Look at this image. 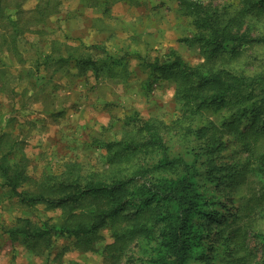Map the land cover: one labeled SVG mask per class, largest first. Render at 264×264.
I'll use <instances>...</instances> for the list:
<instances>
[{"label":"trees","instance_id":"trees-1","mask_svg":"<svg viewBox=\"0 0 264 264\" xmlns=\"http://www.w3.org/2000/svg\"><path fill=\"white\" fill-rule=\"evenodd\" d=\"M177 1L195 28L185 41L200 48L205 62L191 65L172 50L165 60L143 62L149 78L142 88L150 91L159 80L175 84L184 105L178 139L169 138V127L159 119L130 113L124 120L130 129L105 143L104 169L83 175L71 163L31 186L25 158L12 159L14 145L0 135V187L23 206L63 211L62 223L19 218L5 230L13 242L37 251L56 238H72L88 251L108 229V251L114 257L133 247L136 264H223L221 252L233 264H264V184L258 190L247 183L252 173L264 179V0H241L230 12L198 0ZM62 4L0 0V61L5 54L20 56V37L42 34ZM255 29L260 33L253 34ZM67 49L49 59L93 66L99 76L112 72L107 65L124 67L97 45ZM249 57L254 60L245 63ZM1 78L3 94L7 84ZM223 111L230 117L221 125L206 120L207 113ZM244 186L250 195L246 216L243 206L234 205Z\"/></svg>","mask_w":264,"mask_h":264},{"label":"rangeland","instance_id":"rangeland-1","mask_svg":"<svg viewBox=\"0 0 264 264\" xmlns=\"http://www.w3.org/2000/svg\"><path fill=\"white\" fill-rule=\"evenodd\" d=\"M198 1L226 12L242 5L241 0ZM40 29L42 34L29 32L20 37V56L5 54L0 61L1 79L7 84V91L0 94V135L6 134L14 145L12 159L25 158L31 186L47 175L61 173L71 163L79 164L83 175L104 169L109 157L105 143L118 140L130 129L124 123L130 113L159 119L169 127V138L178 139L184 105L176 97L175 84L159 80L150 91L142 88L149 78L143 62L157 57L165 60L172 50L191 65L205 62L200 48L185 41L193 37L195 28L177 0H63L62 11ZM259 33L255 29L253 34ZM82 45L100 46V54L115 55L124 67L107 65L112 72L99 76L93 66L49 59L52 53L66 55L59 48ZM253 60L249 57L245 63ZM224 117L230 113L209 112L206 120L221 125ZM230 151L235 148L231 146ZM257 176L250 174L247 183L260 190L257 184H264V179ZM246 188L235 195L234 204L243 206L245 216L250 196ZM62 213L45 206H23L0 187V264H136L131 258L133 247L114 257L108 251L107 245L113 243L108 229L100 232L94 250L88 251L78 249L72 238H56L50 248L42 245L34 251L5 233L19 218L62 223ZM221 254L223 264H233Z\"/></svg>","mask_w":264,"mask_h":264}]
</instances>
